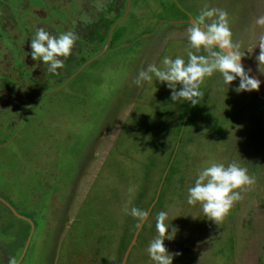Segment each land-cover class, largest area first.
I'll return each instance as SVG.
<instances>
[{"label":"rangeland","instance_id":"1","mask_svg":"<svg viewBox=\"0 0 264 264\" xmlns=\"http://www.w3.org/2000/svg\"><path fill=\"white\" fill-rule=\"evenodd\" d=\"M10 1L0 0V264H154L146 249L160 211L176 229L164 241L181 253L173 264H264V82L237 93L239 77L228 86L214 73L196 105L173 102L155 76L134 82L149 64L187 62L186 30L206 6L228 13L240 51L254 49L243 67L264 81V0H20L16 21ZM40 1L71 3L80 19L43 22L78 37L55 74L16 49ZM233 161L254 183L217 225L187 190L202 169ZM133 207L149 213L139 228Z\"/></svg>","mask_w":264,"mask_h":264},{"label":"clouds","instance_id":"2","mask_svg":"<svg viewBox=\"0 0 264 264\" xmlns=\"http://www.w3.org/2000/svg\"><path fill=\"white\" fill-rule=\"evenodd\" d=\"M255 23L264 25V16L256 18ZM186 31L191 49L187 52V62L180 57L174 60L165 58L163 69L149 64L138 72L134 81L137 86L155 76L157 81L167 84L173 102L186 101L192 105L198 104L202 98L200 85L204 79L217 72L221 75L223 83L228 86L239 77V86L234 89L237 93L260 89L261 81L251 77L241 63L245 52L252 53L254 49L240 51V45L233 41L228 13L225 10L206 6ZM113 37L114 34L111 33L109 39ZM77 39L72 31L57 37L51 35L44 27H39L31 39V58L35 61L42 60L44 65H47V70L55 74L57 69L64 67L61 57L66 59L72 54ZM257 46L260 49L256 56L258 71L264 74V39H261ZM252 183L254 180L249 176L248 170L235 161L227 166L223 163H212L198 173L194 186L188 188L187 204H199L204 216L218 225L229 214L234 204L242 199L241 193L246 190V186ZM130 214L137 219V228L149 216L147 211L136 207L131 208ZM169 218L165 211H160L155 217L157 234L146 249L154 264H173L174 256L181 255L170 253L164 244L166 239L173 240L176 234L175 228L169 232ZM11 264H16L15 260Z\"/></svg>","mask_w":264,"mask_h":264},{"label":"trees","instance_id":"3","mask_svg":"<svg viewBox=\"0 0 264 264\" xmlns=\"http://www.w3.org/2000/svg\"><path fill=\"white\" fill-rule=\"evenodd\" d=\"M8 1H10V0H8ZM1 2H2V0H1ZM13 3H14L13 5L7 6V9L9 11V13H10L9 15L11 17H13L12 19H14L16 21L17 20V16H20L21 13H22L21 10L18 11V5L20 4V0L17 1V2H13ZM70 4L71 3L67 2V3H64L61 6L60 3L52 4V3H48V2H42V1H40L39 3L37 2V4L33 3V5L32 6L30 5V6H31V8H34L37 5L38 16L36 17L37 19H35V20L33 19L34 21H32L30 19H26V20H29V24H25L24 23L25 24V30H27V28H28L27 25H31L30 27L35 30V28L37 27L38 23H40L41 24L40 26L43 27L44 26L43 22L54 23L56 21V22H58L60 24H70V25L74 24V23H78L79 22L78 20H80V19H79V17L78 18H76V17L74 18V16H73L74 14H72L73 7H70ZM71 6H73V5L71 4ZM45 7L46 8L48 7L47 10H46ZM14 10L16 11L15 13H13ZM54 10H56V11L59 10V12H54ZM29 12H30V9H29ZM58 13H59L60 17H56V14H58ZM65 14L67 15L66 17H65ZM17 28H19V27H17ZM45 30L48 31L46 28H45ZM15 44L16 43L14 42V45ZM120 46H122V45L120 44Z\"/></svg>","mask_w":264,"mask_h":264},{"label":"flooded vegetation","instance_id":"4","mask_svg":"<svg viewBox=\"0 0 264 264\" xmlns=\"http://www.w3.org/2000/svg\"><path fill=\"white\" fill-rule=\"evenodd\" d=\"M116 1H118V0H116ZM135 1V0H134ZM132 2V1H131ZM131 4V3H130ZM127 5V4H126ZM125 9H126V6H125ZM125 9L124 8H121V9H119V12L117 13V17L119 16L120 18L118 19V21H120L121 20V17H122V15H123V13L125 12ZM79 22H80V20H78ZM41 24L40 23H38L37 24V28H39V27H41L40 26ZM27 32H30L29 31V29H27V30H25V32H22L21 34L22 35H20V37L23 39L24 38V44L26 43V45L25 46H23V44H22V46H20V47H18V46H16V49H17V53H18V51L19 50H21V49H23V51H24V53H25V55L28 57V58H31V55H30V53H31V48H30V44H31V39L34 37V35H29V34H27ZM25 33V34H24ZM16 41H17V36H15V38H14V42L16 43ZM13 46H15V45H13ZM3 49V48H2ZM1 48H0V54L3 52V50H2ZM35 63H36V66L37 67H39V65H40V61L39 60H37V61H35ZM27 64V63H26ZM30 67V66H29ZM22 70L25 72V74L26 73H28V66L26 65V66H22ZM6 86H4L3 88H5ZM16 87V86H15ZM6 88H8V87H6ZM13 88H14V86H13ZM13 88H11V89H13Z\"/></svg>","mask_w":264,"mask_h":264},{"label":"bare ground","instance_id":"5","mask_svg":"<svg viewBox=\"0 0 264 264\" xmlns=\"http://www.w3.org/2000/svg\"><path fill=\"white\" fill-rule=\"evenodd\" d=\"M255 78H256V77H255ZM260 80H261V79H260ZM261 82H264V81L261 80Z\"/></svg>","mask_w":264,"mask_h":264},{"label":"water","instance_id":"6","mask_svg":"<svg viewBox=\"0 0 264 264\" xmlns=\"http://www.w3.org/2000/svg\"><path fill=\"white\" fill-rule=\"evenodd\" d=\"M261 81V80H260Z\"/></svg>","mask_w":264,"mask_h":264}]
</instances>
